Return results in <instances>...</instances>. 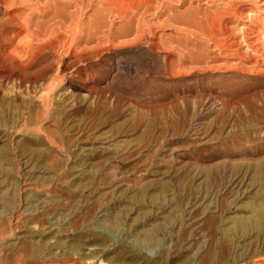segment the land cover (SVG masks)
Returning <instances> with one entry per match:
<instances>
[{
	"label": "rangeland",
	"instance_id": "obj_1",
	"mask_svg": "<svg viewBox=\"0 0 264 264\" xmlns=\"http://www.w3.org/2000/svg\"><path fill=\"white\" fill-rule=\"evenodd\" d=\"M263 1L153 0L132 26L109 16L113 34L127 35L114 44L89 52L83 44L87 52L82 45L71 54L47 46L28 56L27 96L0 86V101L16 98L9 103L21 104L24 116L16 131L0 128V147L25 139L26 119L28 146L27 202L18 185L5 209L0 174V226L17 227L2 238L0 264H81L70 253L51 256L65 246H51L49 259L32 257L27 245L50 238L82 253L107 246L106 264H264V56L254 50H264ZM219 12L231 25L217 50L199 24ZM247 13L258 21L255 31ZM102 221L121 228L99 230ZM138 237L160 245L136 250Z\"/></svg>",
	"mask_w": 264,
	"mask_h": 264
},
{
	"label": "bare ground",
	"instance_id": "obj_2",
	"mask_svg": "<svg viewBox=\"0 0 264 264\" xmlns=\"http://www.w3.org/2000/svg\"><path fill=\"white\" fill-rule=\"evenodd\" d=\"M152 1L153 0H0V45L4 47V49H3L4 51H0V60L2 62V64H0V84H1L0 86H4V88L9 87L8 91L10 94H12L13 90L16 89V91H20V94H21V91H23L24 96H25V94L27 96V93H24L27 91V57L30 56L32 53H34L35 50H39L41 48L44 49L47 46H50L51 48L52 47H54V48L59 47L61 49H64L66 54H71L73 49H79L80 47H82L83 44L88 45V47H89V45L93 46V47L96 46L94 49H97V47L99 48V47H102V46L109 44V43L114 44L115 41L118 40L117 38H119V37L121 38L122 34H124V33L123 32L119 33L120 34L119 36H116L113 34L112 29H113L115 23H113V22L111 23L108 20L109 16L112 15L113 18L115 17L117 19L124 21L125 22L124 26H126L127 24L131 25L133 23L132 20H133L134 16L138 12H140L141 9H143V8L146 9V8L150 7V5H153ZM71 9L74 10V13H72V15L70 12ZM226 9H227V6H226ZM232 9H234V12L236 13V15L238 14L240 17L241 16L243 17V15H245V13H246V10L243 8V6H242V8L240 6L239 7L235 6ZM91 10H93L92 12H94V14L93 15L91 14L92 16L88 17L87 14ZM219 13H216V14L214 13L215 15H213V16L211 14L210 15L208 14L210 16L208 18V20H207V16H208L207 15L205 17L206 21H203L202 23L199 24L201 27L202 35L206 36V38L211 40L212 42L214 41V43H216V49L217 50L219 49V48H217V45L221 42V40L218 36H223V35H219V34L221 32L224 33L225 32L224 29H227L226 27H229L231 25L227 20H225L226 16L224 15L225 16V19H224L222 17V14L221 13L219 14ZM224 13L228 14L226 11H224ZM261 13L264 15V9L261 11ZM69 16H72V19H69ZM83 16L86 17L87 23L85 25H82V28H81V24H82L81 18H83ZM237 16H236V18H237ZM247 16H249L251 24H252L251 27H249L247 29H249L250 31L251 30L255 31L258 28L257 19L254 18V15H252V13H247ZM139 17H138V19H139ZM234 18H235V16H234ZM68 19L70 21L72 20L71 24L69 23L70 21ZM136 19H137V16H136ZM136 19H134V20H136ZM189 20L193 25V23H194L192 21L193 19L192 20L189 19ZM201 20H203V17H201ZM190 22H188V24H190ZM129 25H128V27H129ZM228 29H230V28H228ZM247 29L243 30V28H242V31L244 33L243 36H245L246 39H247L246 35L251 34ZM155 34L156 33H152L150 35L155 36ZM124 36H127V35H124ZM124 36H122V37H124ZM217 37L220 40L219 42L216 40ZM27 38H29L31 41L29 44H27ZM152 38H151V40H152ZM159 38L163 39V35L162 34L159 35ZM229 38H227V39H229ZM209 40H207L208 43L211 42ZM140 41L142 42V40H140ZM227 41L228 40H226V44H225L226 49L224 48L225 50H228L227 49V45H228ZM233 42H231V43H233ZM93 44L94 45L96 44V45L94 46ZM233 44H235V42ZM247 44H248V41H247ZM231 45L232 44H229V46H231ZM250 45L251 44H249L248 46H250ZM84 46L85 45H83V49H85ZM223 47H225V46H223ZM94 49L90 48V49H88V52L92 51ZM80 50L81 49H79V51ZM220 50H221V48H220ZM254 50L256 53L261 54L262 58H263V56H264L263 48L261 49V47H255ZM82 51H84V50H82ZM80 52L78 55H80ZM85 52H87L86 49H85ZM220 52H222V51H220ZM222 53H220V54H222ZM252 55L253 54H251V56ZM258 57H261V56H258ZM192 58L190 57L191 62H192V60H191ZM249 58H251V57H249ZM182 61H183V59H182ZM259 61H261V59ZM259 61L257 60V62H259ZM261 63L264 64L263 61H261ZM181 64H183V63H181ZM221 65H224V64H220V66ZM253 66H254V63H253ZM167 67H168V65H167ZM209 67L206 66V68H209ZM235 67L233 66V68H235ZM182 68L183 67H181V69ZM213 68L211 67L209 69H213ZM243 68L244 67H242L241 69L239 68L240 70H238V71L243 70ZM249 68H252V66L251 67L249 66ZM204 69H205V67H204ZM217 69H219V68H217ZM245 69H247V68H245ZM261 71L260 72L258 71L259 73L255 71L256 73H258L257 76H261V74H260V73H262ZM243 72H245V71L243 70ZM65 73L66 72L63 73V76L65 75ZM246 73H248V72H246ZM55 77H56L55 82H57L58 78H57V76H55ZM31 79H33V78H31ZM28 81H29V79H28ZM6 91H5V93H6ZM1 93H2V91H1ZM5 95L6 94L3 95V93H2V96H5ZM7 95H8V92H7ZM2 98H6V97H2ZM14 99H16V98H14ZM14 99L11 101H14ZM11 101H8V104L6 102L4 103V100L0 101V128H3L5 131L7 130V128L13 129L16 131L17 129H14V126L18 122V118H19L18 114L20 116L24 117L23 115H21V112L23 109H20L21 111H20V113H18V111H19L18 109L21 106V104L19 106V103H17L19 101V98H18V101L15 102L18 104L17 106H19V107L9 103ZM260 101H263V100L260 99ZM20 102H22V101H20ZM22 105H23V103H22ZM21 108H23V107H21ZM262 108L263 107H261L260 110H262ZM261 115H263V114H261ZM22 117H20V118H22ZM38 122H40V121H38ZM41 128L42 127H39V129L36 130L37 134H39V132L41 130L44 131V129H41ZM3 129H1V130H3ZM23 130L24 131L22 133L25 134L24 140H22L21 142H15L12 140L11 142H9V144L5 143V145H2V148L0 147L1 148L0 149V174H2L1 175L2 177L5 176L4 179L2 178L3 179L2 183H3V186L5 187L4 182H6V191H4V194H6V195H3V196L7 197V199L4 198L5 201L7 200L6 201L7 206L8 205L12 206L11 201L13 199L11 196H9V193H14L13 191L11 192V189L14 190L15 187H16L15 190L17 191L18 185L20 187V194L19 195L21 197V202H23V201L27 202V197H26L27 194L25 193L26 189L24 188V187H27V185H26V183H27V179H26L27 178V171L23 170L24 168L25 169L27 168V147H28L27 146V119L25 120V122H23ZM0 133H2V132H0ZM30 133L33 134V132H29V134ZM35 136H37V135H35ZM49 140H50V138H49ZM51 143L55 145V142L53 143L52 139L50 140V144ZM34 145H36V144L34 143ZM34 150H36V149H34ZM38 152L40 153V151H38ZM38 152L35 151V153H38ZM16 173H17V176L15 175ZM14 175L17 177V179H18V176L23 179L22 183L24 186L21 187L20 184L17 183ZM1 176H0V178H1ZM22 179H21V181H22ZM18 192H19V190H18ZM16 193H14V194H16ZM14 196H16V195H14ZM70 199H68V200L70 201V203H72L71 202L72 199L71 200ZM18 203L20 204V201ZM13 205H14V203H13ZM9 207L10 206H8V208H5V209H9ZM57 207H58V205H57ZM56 210H57V208L55 206H52L51 209L48 210V212L50 211V214H51V213H54ZM10 211H11V209H10ZM14 215L15 214L11 213V215H10L11 218H14ZM43 215H45V214H43ZM39 216L41 217L42 215H39ZM18 218H20V216ZM18 218H16V219H18ZM41 218H43V217H41ZM11 220L12 219H10L9 221H11ZM38 223L39 222H36V224H38ZM32 224L34 225L35 223L32 222ZM36 224H35L34 229H36L38 226ZM96 227H98L99 230H103V231H106L108 233H116L121 228V225L118 224L117 222H115V224H112V222H109V221L108 222L102 221L99 224H97ZM16 230H17V227L4 226V224L1 223V226H0V246L3 245L5 242V239H2V238L7 234H9V235L13 234L14 235ZM34 231H36V230H34ZM103 238H104V240H113V239H109L108 237H105V236ZM53 239L54 238H50L49 242H45V243H42V242L39 243L38 242V244L37 243L35 244L34 242H33L34 244H32L30 242L32 245L31 244H30V246L27 245V248L29 247L28 251L31 253L32 257L38 256V258L40 257L42 259H46V258H48V255L53 252L52 250H50L51 246H53L54 248H57V249H63L62 247L65 246L68 248L67 252H64L63 254L60 253L59 255H57V253L56 254L53 253L51 256H53V257L61 256L62 259H64V257H66L70 253L71 256L72 255L77 256V258L76 259L74 258V259L76 260V262H79L81 264L86 263V262L87 263L89 262V264H92L95 259H98L97 262H99L100 264H106V262H107L106 260L111 258V257L109 258V256L104 257V250L108 249L107 246H104L101 248L97 247V248L91 249V247L89 245H87V246H84V248H83L84 252L82 253V249L79 248L80 246L77 247L76 245L66 243L63 241H55L54 243H51V241ZM133 243H134L136 250H142V249H148L149 250V249L155 248L158 245H160L157 240L153 239V237L152 238L149 237V238L143 239V240H141L138 237V238L134 239ZM138 252L139 251H137L135 253L136 256H140V253H138ZM101 254H103V255H101ZM102 257L104 259H101ZM140 257H139V260L141 259ZM117 258H118V256H117ZM0 259H1V257H0ZM52 259H54V258H52ZM116 260H119V258Z\"/></svg>",
	"mask_w": 264,
	"mask_h": 264
}]
</instances>
